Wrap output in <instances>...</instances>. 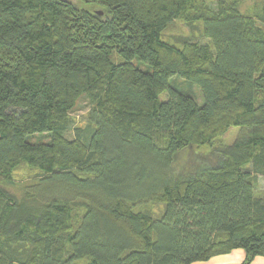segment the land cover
I'll return each mask as SVG.
<instances>
[{
	"label": "trees",
	"instance_id": "obj_1",
	"mask_svg": "<svg viewBox=\"0 0 264 264\" xmlns=\"http://www.w3.org/2000/svg\"><path fill=\"white\" fill-rule=\"evenodd\" d=\"M78 1L103 14L0 0V264L264 257V0L254 16L244 0ZM175 19L202 20L206 42L163 41ZM231 127V144L181 162ZM21 164L40 175L15 195Z\"/></svg>",
	"mask_w": 264,
	"mask_h": 264
},
{
	"label": "rangeland",
	"instance_id": "obj_2",
	"mask_svg": "<svg viewBox=\"0 0 264 264\" xmlns=\"http://www.w3.org/2000/svg\"><path fill=\"white\" fill-rule=\"evenodd\" d=\"M81 8L87 9L91 12H97L98 14H103V11L96 5H91L83 2H79L78 0H70ZM206 4L210 6L215 5L216 0H203ZM261 5V0H244L238 5V10L244 15H255L259 12ZM203 31V22L202 20H195L190 24H187L182 19L173 20L162 32L161 39L168 44L172 45L175 48L181 49L183 47V43L188 42H196V43H205L206 40L202 36ZM141 68L144 69L145 66L141 65ZM175 85L179 87L183 92L189 93L193 98L197 101L199 105L202 103V95L199 88L193 84H187L182 79L178 77H174L173 79ZM159 99L161 101H165L167 99V93L163 92L159 95ZM88 103L84 96L80 97L74 108L70 111L69 116L72 121V127H82L85 125L87 120L88 113ZM237 127L229 128L223 135L217 137L211 145H205L201 147H193L190 149V155L188 158H184L181 160L184 162H196L200 161L199 156L201 153H207L211 148L220 146V145H229L231 144L237 134ZM68 138H72V131L69 130L66 134ZM37 139L46 140L45 138H40L34 136L31 138V141H35ZM40 175V172L34 168H31L28 165L21 164L14 172V185L8 187V190L15 195L20 193L21 187L28 184L30 181L35 179ZM258 179V193L264 194V180L261 177H257ZM153 209H158V206H150ZM80 264L84 263L83 261L79 262Z\"/></svg>",
	"mask_w": 264,
	"mask_h": 264
},
{
	"label": "crops",
	"instance_id": "obj_3",
	"mask_svg": "<svg viewBox=\"0 0 264 264\" xmlns=\"http://www.w3.org/2000/svg\"><path fill=\"white\" fill-rule=\"evenodd\" d=\"M245 253L241 249H235L228 254L214 256L207 261H198L191 264H241ZM251 264H264V257L256 256Z\"/></svg>",
	"mask_w": 264,
	"mask_h": 264
}]
</instances>
